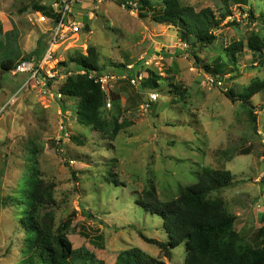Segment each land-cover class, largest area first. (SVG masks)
Here are the masks:
<instances>
[{
    "label": "rangeland",
    "instance_id": "374dc122",
    "mask_svg": "<svg viewBox=\"0 0 264 264\" xmlns=\"http://www.w3.org/2000/svg\"><path fill=\"white\" fill-rule=\"evenodd\" d=\"M54 1L0 0V64L8 58L18 63L47 46L45 54L54 50L47 68L55 64L56 76L29 82L28 74L12 76L0 68V264H42L28 253L20 221L24 207L13 202L34 162L45 182L56 185L57 205L50 208L56 225L74 213L68 232L74 249L107 264L131 248L167 264H184V244L166 258L143 240L142 235L166 242L167 235L163 220L139 207L136 198L150 185L159 200L175 199L206 168L233 175L229 187L210 197L224 200L236 216L234 230L244 244L257 248L264 224V90L249 102L239 96L264 81V50L254 54L247 48L250 37L264 38V0L233 5L215 42L196 51L198 59L175 26L141 16L135 0H106L98 10L89 5L88 28L78 18L80 33L51 46L53 26L46 30L51 24L45 27L33 5L52 9ZM151 1L163 7L162 0ZM179 1L198 10L226 11L220 0ZM237 42L245 48L234 63L226 51ZM89 47L97 50L101 72L122 79L106 89L104 118L120 125L115 137L78 123V100L59 97L68 76L85 74L71 61L88 56ZM217 63L221 70L215 75ZM65 69L72 74L64 77ZM129 71L155 77L158 87L132 84ZM229 90L234 98L227 96ZM149 94L157 101L146 111L143 98ZM74 136L84 145L72 141Z\"/></svg>",
    "mask_w": 264,
    "mask_h": 264
},
{
    "label": "trees",
    "instance_id": "16d2710c",
    "mask_svg": "<svg viewBox=\"0 0 264 264\" xmlns=\"http://www.w3.org/2000/svg\"><path fill=\"white\" fill-rule=\"evenodd\" d=\"M220 1L226 11H221L219 14L210 7L198 10L194 6L183 5L179 0H162L161 9L157 8L151 0H135V3L138 5L141 16L151 15L152 20L158 24L175 26L180 32L181 39L190 45V50L197 58V50L215 42L217 39L215 31L227 14L232 12V6L243 4L247 0ZM33 6L37 12L43 13L46 17L59 18L51 7L41 3H35ZM87 23L88 18H85L86 28H88ZM40 44L41 42L38 43ZM247 46L252 53L262 54L264 38L250 37ZM244 48L242 42L232 44L226 51L227 57L235 63L238 54ZM45 49L44 47L38 48L28 58L21 61L40 62ZM88 50V56L80 55L71 61L79 70L77 73L84 71L85 74L68 76L59 92L64 97L78 100V123L93 126L103 132L111 131L115 137L120 130V125L117 120L107 121L104 118L107 91L98 81L101 75L109 73L101 72L97 50L94 47H89ZM18 63L8 58L1 62L0 68L3 73L10 72ZM62 65H65V68L68 66L64 62ZM213 66L214 74H219L221 65L217 63ZM69 71L72 70H65V72ZM129 72V81L142 74L135 72L134 75L133 71ZM149 77L144 76L139 85L153 90L158 87L157 80L155 77L151 79ZM118 80L122 79L112 80L110 84H115ZM262 90H264V81L254 82L239 97L242 101L249 102L251 97ZM149 96L150 94L146 99L143 98V107L147 106L146 111H149L157 101V98L151 100ZM227 96L234 98L235 94L229 90ZM250 113L256 120L252 107ZM71 140L84 145L80 137L74 136ZM232 182L233 175L230 171L206 168L196 183L184 187L179 191L177 198L169 201L159 200L155 187L151 188L149 185L148 190H144L136 198V204L163 220L167 241L160 242L142 235L143 240L156 245L166 258H171L172 250L184 244L187 254L184 264H264V224L257 231L260 243L254 249L250 244H244L242 238L234 230L236 216L227 210L224 200L219 197H210L212 193L229 187ZM55 187L54 183L45 182L39 167L34 162L28 170L18 201L13 200L14 203H21L24 207L20 221L26 234L25 243L28 253L30 252L33 257L36 256L42 264H72L76 259H79L81 264H107L93 254L74 249L72 241L68 238L74 213L68 216L66 221L56 225L55 212L50 209L57 205L54 198ZM262 216L264 221V214ZM114 264L167 263L149 256L139 248H131L120 252Z\"/></svg>",
    "mask_w": 264,
    "mask_h": 264
},
{
    "label": "built area",
    "instance_id": "2783aa9c",
    "mask_svg": "<svg viewBox=\"0 0 264 264\" xmlns=\"http://www.w3.org/2000/svg\"><path fill=\"white\" fill-rule=\"evenodd\" d=\"M106 0H55L52 3V9L53 12L56 15H59V18H49L46 17L43 13L38 14L36 12V16L38 18H41L42 22H48L53 21V36H52V42L51 46H55L56 44L62 42L63 40H68L69 36L78 35L83 28V26L78 22V18L85 21V18H90V13L88 14V7H86V4L92 5V8L94 10H98L100 5ZM136 4L135 2H132ZM77 6V11L75 13V7ZM81 10V11H79ZM83 10V12H82ZM30 22L32 20V17L29 18ZM85 27V24H84ZM50 30V29H49ZM54 50L50 49L47 54H44L40 62H36L35 60L31 61H21L16 65V67L10 71V74L12 76H17L18 74H28L29 82L32 80H35L36 77L44 75L43 81L46 82L49 79L55 78L52 74V71L54 72L55 64L51 65L50 68H47V66L52 63ZM66 70V69H65ZM72 71L65 72L63 75L64 77H67L66 75H71ZM119 79L116 75L111 74H103L99 77L98 81L101 82L102 87L106 90L109 89V83L112 82V80ZM121 79V78H120ZM143 80V75L140 74L137 76V78L131 79V83L134 85H139L140 82ZM211 80H214L211 78ZM219 85H221V82H218ZM107 85V87H105ZM108 92V90H106ZM59 97H62L61 94H59ZM151 100H156L157 96L155 94H150ZM147 106H144L146 108Z\"/></svg>",
    "mask_w": 264,
    "mask_h": 264
},
{
    "label": "crops",
    "instance_id": "0c3cea01",
    "mask_svg": "<svg viewBox=\"0 0 264 264\" xmlns=\"http://www.w3.org/2000/svg\"><path fill=\"white\" fill-rule=\"evenodd\" d=\"M86 7H89V4H86ZM37 13L38 14H42L41 12H37ZM48 24H51V26L46 28V30H48L49 28H51L53 26V21L50 20V21L46 22L45 23V27H47L46 25H48Z\"/></svg>",
    "mask_w": 264,
    "mask_h": 264
}]
</instances>
